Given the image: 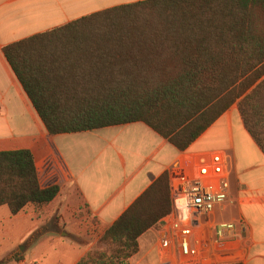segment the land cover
Wrapping results in <instances>:
<instances>
[{"label":"trees","instance_id":"trees-1","mask_svg":"<svg viewBox=\"0 0 264 264\" xmlns=\"http://www.w3.org/2000/svg\"><path fill=\"white\" fill-rule=\"evenodd\" d=\"M2 52L50 135L142 122L184 152L236 104L264 155V0H143ZM58 194L40 187L30 151L0 153V207L11 215ZM172 209L163 174L77 264H130L139 237ZM20 260L13 252L0 264Z\"/></svg>","mask_w":264,"mask_h":264},{"label":"crops","instance_id":"crops-1","mask_svg":"<svg viewBox=\"0 0 264 264\" xmlns=\"http://www.w3.org/2000/svg\"><path fill=\"white\" fill-rule=\"evenodd\" d=\"M138 1L103 0L99 6L97 0H0V153L30 151L40 187H59L47 205H28L17 215L0 207V258L13 252L21 258L9 264H77L100 249L105 232L177 161L217 151L226 156L232 181L228 203L212 219L244 220L246 232L233 238L245 249L242 264H264V155L243 128L236 104L184 152L142 122L50 135L4 58L7 45ZM82 210L86 218L79 216ZM158 230L139 237L130 264H160ZM37 231L42 234L29 242Z\"/></svg>","mask_w":264,"mask_h":264},{"label":"built area","instance_id":"built-area-1","mask_svg":"<svg viewBox=\"0 0 264 264\" xmlns=\"http://www.w3.org/2000/svg\"><path fill=\"white\" fill-rule=\"evenodd\" d=\"M167 174L173 209L158 223L160 264H242L245 249L233 238L246 232L247 223L212 219L229 201L226 156L218 151L185 155Z\"/></svg>","mask_w":264,"mask_h":264},{"label":"rangeland","instance_id":"rangeland-1","mask_svg":"<svg viewBox=\"0 0 264 264\" xmlns=\"http://www.w3.org/2000/svg\"><path fill=\"white\" fill-rule=\"evenodd\" d=\"M105 1H107V0H105ZM97 2H98V5L100 6V5H102L103 6V0H97ZM230 173V172H229ZM231 181H232V176H230V179H229V185L231 184ZM227 215H228V212L226 211V212H223V213H218L217 214V217H216V219L219 221L221 218L222 219H226L227 218ZM79 216L80 217H82V218H86V216H87V212L85 211V210H82V211H80L79 212Z\"/></svg>","mask_w":264,"mask_h":264}]
</instances>
